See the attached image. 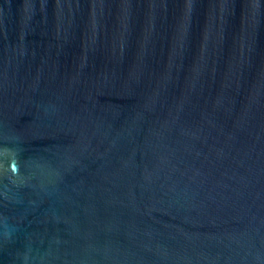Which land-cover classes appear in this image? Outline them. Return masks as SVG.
<instances>
[{"label":"water","instance_id":"95a60500","mask_svg":"<svg viewBox=\"0 0 264 264\" xmlns=\"http://www.w3.org/2000/svg\"><path fill=\"white\" fill-rule=\"evenodd\" d=\"M0 264H264V0H0Z\"/></svg>","mask_w":264,"mask_h":264}]
</instances>
